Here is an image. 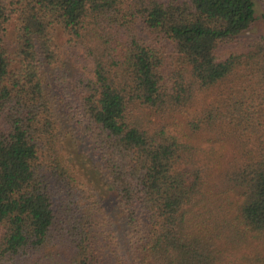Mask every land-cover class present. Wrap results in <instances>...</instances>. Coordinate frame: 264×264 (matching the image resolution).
I'll return each mask as SVG.
<instances>
[{"label": "trees", "instance_id": "obj_1", "mask_svg": "<svg viewBox=\"0 0 264 264\" xmlns=\"http://www.w3.org/2000/svg\"><path fill=\"white\" fill-rule=\"evenodd\" d=\"M256 21L254 0H0V264H264ZM75 49L68 116L120 232L49 100L43 68L62 88Z\"/></svg>", "mask_w": 264, "mask_h": 264}, {"label": "rangeland", "instance_id": "obj_2", "mask_svg": "<svg viewBox=\"0 0 264 264\" xmlns=\"http://www.w3.org/2000/svg\"><path fill=\"white\" fill-rule=\"evenodd\" d=\"M254 2L257 21L249 34L259 35L264 32L263 9L260 0H254ZM65 64H67V70H65L66 68L64 70L68 76V83H64L62 88L59 87V81L56 78L59 68L56 66H46L43 68L49 100L52 102L55 121L58 125L61 148L75 170L85 182L93 187L97 195L103 200L106 209L111 211L114 225L120 232L123 225L120 208L116 203H111L114 202V194L110 185L102 177L98 161L94 158V152L77 137V132H75L73 125L75 124L74 118L70 119L67 111V107L70 106L69 104H71L72 99L70 96L64 95L65 93H70L72 96V90L76 84V74H87L91 65L79 49H75L68 56L65 55ZM234 152L235 149L231 145L227 147L225 164Z\"/></svg>", "mask_w": 264, "mask_h": 264}]
</instances>
